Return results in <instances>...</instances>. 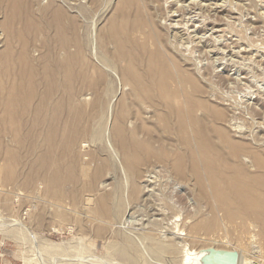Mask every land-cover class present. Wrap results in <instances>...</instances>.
<instances>
[{
	"label": "rangeland",
	"instance_id": "1",
	"mask_svg": "<svg viewBox=\"0 0 264 264\" xmlns=\"http://www.w3.org/2000/svg\"><path fill=\"white\" fill-rule=\"evenodd\" d=\"M178 1L0 0V264H182L185 249L210 245L240 248L249 264H264V234L244 250L237 233L219 224L221 214L201 206L189 183L163 182L157 172V190L131 196L125 173L137 164L120 163L113 150L107 114L138 94L123 87L122 73L136 72V62L154 49L149 39H139L142 49L135 43L141 51L128 43L136 33L132 27L143 23L162 38L169 67L188 93L200 89L196 97L231 120L227 126L206 119L202 124L259 147L264 189V0ZM56 5L74 21L55 17ZM139 9L153 15L145 12L153 27L145 25L147 14L134 12ZM108 21L128 45L124 50L135 52L130 57L116 42L104 41ZM30 66L34 76L24 82ZM51 68L53 74L60 70L57 82Z\"/></svg>",
	"mask_w": 264,
	"mask_h": 264
},
{
	"label": "bare ground",
	"instance_id": "2",
	"mask_svg": "<svg viewBox=\"0 0 264 264\" xmlns=\"http://www.w3.org/2000/svg\"><path fill=\"white\" fill-rule=\"evenodd\" d=\"M96 1L97 0H95V2ZM179 1H178V3H179ZM182 1L184 3L185 0H182ZM95 2H94V4H95ZM122 2H124V0H122ZM181 2H180V4H181ZM126 4H128V3H126ZM173 4H175V3H173ZM124 5H125V2H124ZM208 5H210V4L208 3ZM174 6L176 7L177 5H174ZM182 6H184V5H182ZM182 6H181V8H182ZM143 8H144V5H143ZM206 8H207V6H206ZM126 9H127V7L125 8V10ZM146 10H145V12L152 15L151 13H149ZM117 12H118V10L116 11V13ZM121 12H125V11L122 10ZM134 12L135 13L139 12L142 14L144 11L141 12V10L139 9L138 11H134ZM139 13H138V15H139ZM147 13H145V14H147ZM148 14L146 15V17L145 16L143 17L144 18L143 20L146 21V23L149 22L148 24H145L146 26L150 25L151 27H153L152 26L153 24L151 23L152 20L154 19L153 15L151 16L153 18L152 19L150 17V15H148ZM117 15L118 14H116L115 17H117ZM138 15H135L134 19L135 18L139 19L141 17V16L139 17ZM55 17H59L60 20H61V18L64 19V17H65L66 20L69 18L70 21H72V22L74 21L73 17L69 16V14L67 15V12L65 11V9H62L59 5L55 6ZM125 17H128V14ZM59 18H56V19H59ZM113 18L114 17H112V19ZM131 18H132V16H131ZM112 19H111V21L109 20L110 23H112V21H113ZM124 19H126V18H124ZM118 20L120 21L119 18H118ZM118 20H117V22H118ZM61 21L64 22L63 20H61ZM109 21L107 23L108 25L110 24ZM139 21L140 20H138V22ZM128 22H129V20H128ZM58 24H60V22ZM139 24L137 27L135 24L136 28L132 27L131 30L133 32H136V33H134V34L132 33V36L135 35L134 37H132V39L129 37L130 35L127 36L130 38V41H128L129 38L127 39L128 43L131 44L130 42H134V44H135L138 42L137 46H140V48H141L142 45H138V44H140L139 39H145L144 41L149 39L150 41H152V40L154 41V43L150 42L153 45L154 49L151 52H146L145 59H144V57H143L144 60L142 59L143 62L141 60H139L138 56H135L136 59H138L140 61L139 62L140 66H139V64H137V62L135 60H133V61L136 62V65L141 67V70L139 68L136 69L138 67L137 66L135 68V70H137V71L133 72V69H132V71H129L128 70V69H130V68H128L129 66L128 67L125 66V67H127V71H129V72L126 71L127 74L125 72L122 73V75H123L122 76L123 87L126 88L125 86H127L128 89L131 88V92L132 91H138V94L132 92L133 99H131L130 102L127 103L126 107L121 106V103L119 102V105L117 104L118 105L117 109H115V108L113 109L111 106L112 110H110L111 111L110 114H107L108 117H109V115L111 116V119H110V122H111L110 126L111 127L109 129V134H110V137L113 141V146L115 148L113 150H115V152H114L115 155H118L119 161H121L120 163L124 162L126 164L128 162H132V160H133L137 164L136 167L134 166L131 169H129L127 166V170H129V171L126 170L127 173H125V175H126L125 177L127 179L129 178V181H130V185H129L130 186V190H129L130 195L135 196V193H137V191H138V192H145L146 195L144 193L143 194L145 196H149L150 195L149 193L152 190V186H154L155 189L157 190V187L155 186V184L157 182H159V180L157 179V174L159 172L162 175H164L163 176L164 177L163 182L169 183V182L180 181V180L184 181L185 183L187 182V183H189V185L191 187V193L195 196V198L199 201V203H201V206L204 205L203 207L204 208L206 207L207 210L209 212H211V214L212 213H215L218 215L221 214V216H219V217H221L219 219V221H220L219 224L223 225L225 230L227 229V230H231V232L232 231L236 232L237 234L235 235L236 236L235 238L237 239L238 242H240L242 244V245L240 244L241 247L243 248V246H244V248H243L244 250H245V247H247L251 250V248L255 245L254 242L256 241V238H258L259 236H262L264 234V202L262 200L263 196H264V189L261 187V184L258 182L259 177H260L259 174L263 173V167H262L263 162L261 159V152L259 150V147L256 146L258 149H255V148H253L255 145L253 147H250L247 143L234 141V140H232V138L229 136V134L227 132L222 131L220 128H216L215 126H213L215 128L209 127L208 126L209 124H207V123L202 124V119H204V120L206 119L207 121H210L212 123L217 122L223 126H227L230 124L229 121L231 122V120L227 119L225 113L222 110L214 108V107L211 108L209 104L207 105L205 103V101H203V100L201 101L200 99H198L196 97L195 93L201 91L200 89H195V91L188 93L189 89H188V87L185 86L183 80L180 78V75H178L179 72L178 71L175 72L174 69L171 70L169 67V66L172 67V65H171L172 60L168 58L167 51H165L166 45L162 41V38L160 37V35L155 33L153 31V28L152 29L149 28L150 26L148 27L150 30L146 28L149 31H145V28H144L145 26L144 27L141 26L143 23L141 25H139ZM110 25L111 26L108 27V30H105L106 28L104 29V31H107V32L105 33V36H104L105 40L104 39L103 40L106 42L111 41L112 44H114L113 42H116L119 45V52L125 53L128 49L127 48L128 45L124 46V47H126V49L123 47L124 40H121L123 42L118 40V37H117L118 34H116L117 31L116 32L114 31L115 25L114 24L113 25L110 24ZM175 25H176V22H175ZM57 26L58 25L56 24V27ZM194 26H195V24H194ZM61 27H63V25H61ZM113 27H114V29H113ZM124 30H125V28H124ZM73 31L75 32V30H73ZM70 32L72 33V31H70ZM129 32H130V30H129ZM129 32H127V33H129ZM123 33H124V31H123ZM102 35H104V34H102ZM124 35H127V34L124 33ZM99 36H101L100 33H99ZM101 38L102 37H100V39ZM202 39H203V37H202ZM103 40H101V41H103ZM76 41L77 40H75V42ZM181 41H182V38H181ZM214 42H212V43H214ZM77 43H79V42H77ZM62 45L65 46L66 44H62ZM67 45H68V43H67ZM72 45H76V47L80 46V48H82L81 45L77 46L76 43L72 44ZM137 46L135 44L134 47H136L135 49H137V51H138L139 48H137ZM130 48H132V47H130ZM135 49L133 48V50H135ZM141 49L139 51H141ZM143 49H144V47H143ZM115 51H117V49ZM237 51H240V50H237ZM67 52H68V50H67ZM69 52H71V51L69 50ZM128 52H126V53H128ZM133 53H135V52H133ZM54 54H57V53H54ZM70 54L71 53H69V55ZM130 54L131 53L129 52V54H127V56L130 57ZM72 55H73V53H72ZM113 55H115V54H113ZM67 56H68V54H67ZM126 59H128V58H126ZM123 62L125 63L126 61H123ZM53 63L55 64L54 67H56L57 66L56 62H53ZM130 63H131V61H130ZM133 64H135V63H133ZM133 64H132V67H134ZM29 68H31V66ZM52 68L50 71L51 73H52V71H54V70H52ZM57 68H54L55 71ZM122 68H124V66ZM58 69H57V71H58ZM138 70H140V71L138 72ZM124 71H125V68H124ZM59 72H60V70L58 72H56V74H55V72H54V74L52 73L53 77H54V75H57V73H59ZM51 73H49V74H51ZM52 74H51V76H52ZM204 74H205V72H204ZM30 75L34 76V71L32 70V68H31L30 73L26 72L25 75H23L22 78L24 79V82H26L27 78ZM57 76H56V79L52 77L53 79L56 80V82H57V79L59 80V76H58V78H57ZM200 77H201V75H200ZM53 79L50 78V83H51V80H53ZM46 80L49 81V79L47 77H46ZM24 82H23V85L25 88L26 84H24ZM45 83H47V81ZM60 84L56 83V85H58V86ZM46 85L48 86L49 84L47 83ZM56 85H53V86H56ZM51 86H52V84H51ZM24 88H23V90L26 89V88L25 89ZM49 88L51 90V88H54V87L49 86ZM56 89H57V86H56ZM54 90H55V88H54ZM56 91H58V90H56ZM51 94H50V96H52ZM50 96H49V98L51 99L53 96L52 97H50ZM85 96L88 97L87 95H85ZM63 100H64V98H63ZM40 101H42V99ZM62 102H64V101H62ZM66 102H67V99H66ZM43 104H42L41 108L43 107ZM25 109H27V107ZM63 109L64 108H62L60 110V112ZM23 111H25V110H23ZM34 111L36 112V107L33 108V112ZM40 111H42V109ZM54 111H56L55 114H57V111H59V110L57 108V110H54ZM60 112H59V114L62 115V113H60ZM106 113H109V112H106ZM229 114H231V113H229ZM64 115H65V117H63V118H66L65 120H67L66 114H64ZM56 116H58V115H56ZM58 118H60V115L58 116ZM235 125H236V123H235ZM47 145H49V144H47ZM157 168H159V170H157ZM251 170H255V173H251ZM160 173H159V175H160ZM160 177L162 178L161 175H160ZM191 177H193L194 179H192ZM250 179H252V180L250 181ZM45 185H46V183H45ZM159 185H160V183H159ZM126 187H127V185H126ZM147 194H149V195H147ZM151 194H152V192H151ZM54 199H56V198H54ZM152 199H154V198H152ZM197 203L198 202H196L195 204L200 205ZM57 204H58V202H57ZM156 207H158V206L156 205ZM74 210H76V209H74ZM159 210H160V207H159ZM164 212H165V209H164L163 213ZM166 212H167V210H166ZM209 212H207V213H209ZM195 213H197V212H195ZM201 213L202 212H200V214ZM164 214H166V213H164ZM219 217H217V218H219ZM217 222H215V223H217ZM208 223H209V221H208ZM167 226H168V224H167ZM217 228H219V227H217ZM200 229L201 228H199V230ZM220 229H222V228H220ZM188 234H190V233H188ZM155 237H156V235H155ZM260 239L262 240L263 238H260ZM255 243H257V241ZM210 246H212V245H210ZM258 246L261 247L260 245H258ZM206 247H208V246H206ZM213 247L220 248V247H216V245ZM204 248L205 247L202 246V247H199L197 249H185L182 264H199L198 259L201 257L202 251ZM235 250L238 252L237 264H249L247 261L248 259L247 260L243 259V250L240 248L235 249ZM261 252H262V250H261ZM256 255H257V253H256ZM260 255H262V254L260 253ZM262 257H263V255H262ZM262 257H261V259H262ZM249 262L251 264V261H249ZM257 262L258 261H256V263ZM263 262H264V260H263Z\"/></svg>",
	"mask_w": 264,
	"mask_h": 264
},
{
	"label": "water",
	"instance_id": "3",
	"mask_svg": "<svg viewBox=\"0 0 264 264\" xmlns=\"http://www.w3.org/2000/svg\"><path fill=\"white\" fill-rule=\"evenodd\" d=\"M238 252L235 249L205 247L199 264H237Z\"/></svg>",
	"mask_w": 264,
	"mask_h": 264
}]
</instances>
